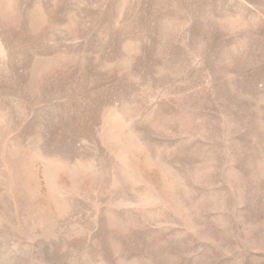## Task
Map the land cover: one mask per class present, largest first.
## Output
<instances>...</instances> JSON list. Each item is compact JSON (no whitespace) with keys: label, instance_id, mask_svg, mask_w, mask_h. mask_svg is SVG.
<instances>
[{"label":"rangeland","instance_id":"374dc122","mask_svg":"<svg viewBox=\"0 0 264 264\" xmlns=\"http://www.w3.org/2000/svg\"><path fill=\"white\" fill-rule=\"evenodd\" d=\"M0 264H264V0H0Z\"/></svg>","mask_w":264,"mask_h":264}]
</instances>
